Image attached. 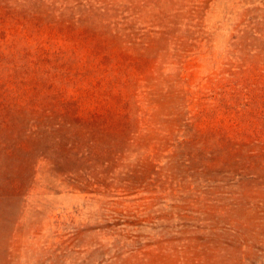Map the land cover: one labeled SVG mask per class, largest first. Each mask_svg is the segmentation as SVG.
Masks as SVG:
<instances>
[{
    "label": "rangeland",
    "instance_id": "374dc122",
    "mask_svg": "<svg viewBox=\"0 0 264 264\" xmlns=\"http://www.w3.org/2000/svg\"><path fill=\"white\" fill-rule=\"evenodd\" d=\"M0 264H264V0H0Z\"/></svg>",
    "mask_w": 264,
    "mask_h": 264
}]
</instances>
